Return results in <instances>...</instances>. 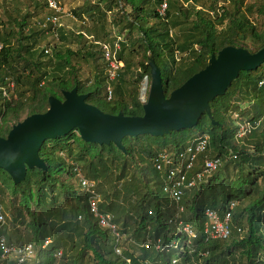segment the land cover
Returning a JSON list of instances; mask_svg holds the SVG:
<instances>
[{
    "label": "trees",
    "instance_id": "1",
    "mask_svg": "<svg viewBox=\"0 0 264 264\" xmlns=\"http://www.w3.org/2000/svg\"><path fill=\"white\" fill-rule=\"evenodd\" d=\"M11 1L0 0L13 6L0 14V137L22 117L44 113L49 96L61 100V92L73 88L88 94L86 102L105 114L141 116L139 91L143 79L150 80L147 53L160 70L168 97L222 48L256 53L264 47V0H168L163 15L158 12L161 0H83L71 14L87 22V28L61 26L56 34L41 27L45 17L37 26L29 24L40 9L50 13L44 0ZM254 16L262 21L260 28ZM113 33L124 38L117 41ZM48 35L57 42L50 47L46 43L50 56L42 46ZM101 44L109 46L110 60L122 63L114 80L106 75ZM81 64L89 69L85 81L79 75ZM5 91L15 95L14 102ZM210 110L214 127L203 115L191 130L124 138L125 152L113 144L85 143L76 131L45 141L39 150L45 172L27 170L15 186L0 171V194L8 202L2 229L7 243L32 244L38 264H264V62L256 70L240 72L224 96L210 103ZM240 125L248 131L238 138ZM195 130L197 137L191 135ZM202 135L209 137L208 149L196 158L188 176L201 171L204 158H220L222 166L197 187L184 190L179 203L183 212L176 216L175 203L163 191L167 168L158 162L157 170L155 160L166 153L176 161ZM79 164L100 196L98 211L111 215L118 227L121 256L114 254L113 238L89 213L87 193L79 190L73 171ZM231 203L236 206L229 237L206 240L205 210L222 216ZM179 222L197 234L190 244L179 233ZM20 228L31 229L27 240L14 237ZM46 239L50 244L42 250ZM0 264L14 262L0 258Z\"/></svg>",
    "mask_w": 264,
    "mask_h": 264
},
{
    "label": "water",
    "instance_id": "2",
    "mask_svg": "<svg viewBox=\"0 0 264 264\" xmlns=\"http://www.w3.org/2000/svg\"><path fill=\"white\" fill-rule=\"evenodd\" d=\"M264 62V47L250 53L241 47L226 46L211 55L204 69L192 75L165 97L160 70L150 53L146 54L149 85L144 78L140 95L147 93L142 115H109L86 102L88 94L77 88L62 91V99L49 96L47 110L32 114L11 126L6 137H0V170L13 185L22 183L26 171L47 170L39 150L47 140L65 137L76 131L81 141L98 146L113 144L125 152L122 140L138 136L162 137L171 132L191 130L206 115L212 127L210 103L224 96L240 72L259 68Z\"/></svg>",
    "mask_w": 264,
    "mask_h": 264
},
{
    "label": "built area",
    "instance_id": "3",
    "mask_svg": "<svg viewBox=\"0 0 264 264\" xmlns=\"http://www.w3.org/2000/svg\"><path fill=\"white\" fill-rule=\"evenodd\" d=\"M11 1V0H6ZM47 6V9L50 13L45 17L41 27L43 29L50 28V32L56 34L58 28L61 27L59 23L61 15L63 14L60 4L57 0H44ZM168 0H161L160 7L158 12L160 15L164 14V11L167 8ZM101 49L103 51L104 59L108 62V68L106 70V75L108 80L116 79L118 75V70L122 67L121 62H115L110 60V48L106 44H101ZM3 45L0 41V53L2 51ZM116 50L119 49V44L116 42L114 44ZM45 53H48L45 50ZM143 85V84H142ZM141 85V87H142ZM10 87L12 85L10 84ZM141 89V88H140ZM107 91V100L111 99V90L108 87ZM5 95V92H4ZM147 93L144 92L143 95H140L139 91V101L143 104L146 101ZM247 126L240 125L236 136L238 138L243 137L248 131ZM209 146V137L208 135H202L195 140L185 149V151L179 154V157L176 161H172L168 154L163 153L158 156L156 162V169L161 170V165L158 162H161L167 168V174L165 179V184L163 191L168 194L171 201L175 203L176 216L183 212V207L179 204L183 195L184 190L195 188L200 183H203L206 178L222 166V160L220 158H204L203 167L201 171L194 173L191 177L188 176L189 171L194 167V162L196 158L207 151ZM235 158V156H233ZM174 162V163H173ZM75 178L77 179L78 187L81 192L87 193V204L89 208V213L96 218L97 225L101 229L107 230L108 234L114 240V254L116 256H121L122 247L119 245V242L122 239V236L119 233L118 227L112 223V216L107 213H100L98 211V203L100 201V196L94 190V184L89 181L84 175L83 172L75 167L73 169ZM1 188V182H0ZM2 196L0 194V258L3 261L13 260L14 264H38L39 258L38 253L34 250L32 244H9L5 236L2 234V229L5 225V215L3 212V207L1 205ZM236 205L231 203L224 214L221 216L216 211L206 209L204 215L206 217V222L203 226V234L206 240H216L221 241L225 240L230 235V219H231V210ZM178 229L180 234L186 236V243L190 244L197 236L195 231L189 226L184 225L182 222L178 223ZM50 244V239H46L41 247L44 250ZM149 243L147 242L144 246L147 247ZM156 250H160L161 246L159 241L155 244ZM55 257L59 259L61 253L58 251L55 254ZM128 264L129 261L126 260ZM175 263V261H173Z\"/></svg>",
    "mask_w": 264,
    "mask_h": 264
},
{
    "label": "rangeland",
    "instance_id": "4",
    "mask_svg": "<svg viewBox=\"0 0 264 264\" xmlns=\"http://www.w3.org/2000/svg\"><path fill=\"white\" fill-rule=\"evenodd\" d=\"M57 1L59 2L60 8H61V10L63 12V14L61 15V19L59 21V23L61 24V26L64 27V28H66V29H68V30H72V31H84L85 27L88 26V23L87 22L84 23V22L78 21L71 14V11L73 9H75L76 7L82 5L83 0H57ZM95 1H99V0H94V2ZM253 1L254 0H245L244 3L245 4H251ZM9 7L12 8L13 6H11V4H3L2 2H0V14L3 15V11H5ZM28 11L30 13H33L34 12L33 9H31V8ZM46 13H47V10L45 8L40 9V11H37V17H33L32 19H30L29 24L31 26L34 25V24L36 25L37 22H38V20L41 17H46L47 16ZM107 16H110V13ZM253 18H254V22L257 24V28H260L259 24H261L262 21L260 19H258V17H256V16H254ZM114 33H113L112 36H115V38H118L117 41L118 40L121 41L124 38V35L118 36V35H115ZM48 36L49 37H47L46 41L44 43H42L43 49H46L47 48L46 47V43H48L49 44L48 46L50 47L51 45H53L56 42V40H54L50 35H48ZM72 48H74V47H72ZM47 49H48V55L50 56L51 50L49 48H47ZM96 49H98V48H96ZM79 75H80L82 81H85V79L89 77V69L84 64H81L80 67H79ZM143 82H144V79H143ZM143 82H142V84H143ZM147 84L149 85L148 79H147ZM101 95L103 96V93H101ZM4 96H6V98H8V100H10L11 102H14V100H15V95L12 94V92H6L5 91V95ZM24 118H25V116L22 117L21 120H23ZM185 132L184 133L187 135V131H185ZM191 135L193 137H197L198 136L197 130L193 131L191 133ZM66 162L67 163H70V164H73L74 161L72 159H67V157H66ZM78 168L83 172V175H84L85 171H84L83 167L80 164H79ZM220 175L223 177L225 175L224 174V171H222V173H220ZM61 177L66 178V175H61ZM66 180H68V179H66ZM71 181L72 180H68L69 183ZM74 182H75V180H74ZM56 187H59V184H57ZM1 204L4 207L3 210H6V208H7V205L6 204H8L7 199H3L2 202H1ZM26 218L28 220H30L28 214H26ZM30 230H31L30 228H26V229L25 228H20V231L17 232V233H15V236L14 237L17 238V239L18 238H22L24 240H27L28 237L30 236Z\"/></svg>",
    "mask_w": 264,
    "mask_h": 264
},
{
    "label": "clouds",
    "instance_id": "5",
    "mask_svg": "<svg viewBox=\"0 0 264 264\" xmlns=\"http://www.w3.org/2000/svg\"><path fill=\"white\" fill-rule=\"evenodd\" d=\"M173 261H175V260H173ZM173 261H172V264H175V263H176V261H175V263H173Z\"/></svg>",
    "mask_w": 264,
    "mask_h": 264
}]
</instances>
